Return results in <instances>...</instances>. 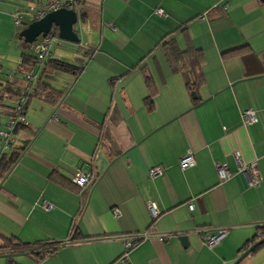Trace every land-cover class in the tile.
<instances>
[{
    "label": "crops",
    "instance_id": "1",
    "mask_svg": "<svg viewBox=\"0 0 264 264\" xmlns=\"http://www.w3.org/2000/svg\"><path fill=\"white\" fill-rule=\"evenodd\" d=\"M47 1L0 0V30L3 18L24 17L19 32L0 34V131L26 88L20 32L35 19L25 12ZM88 1L98 13L75 27L81 43L53 51L81 72L36 67L33 91L54 89L59 100L30 96L27 125L6 150L0 238L29 250L2 253L0 264H233L264 238V0ZM189 152L196 164L182 169ZM237 154L256 165L257 184ZM218 165L233 176L221 182ZM78 170L93 174L79 191ZM242 264H264V246Z\"/></svg>",
    "mask_w": 264,
    "mask_h": 264
},
{
    "label": "built area",
    "instance_id": "2",
    "mask_svg": "<svg viewBox=\"0 0 264 264\" xmlns=\"http://www.w3.org/2000/svg\"><path fill=\"white\" fill-rule=\"evenodd\" d=\"M62 7H67L70 9L77 8L78 0H64V1L54 0L45 3L42 8H37V11L30 10L27 11V13L36 20L37 18L44 16L48 12L56 11ZM15 23L18 27L22 26L24 23L23 16L21 15L16 16ZM59 44H61V42L58 40V35L52 32L46 35L45 37H40L35 43L32 44V50H34L35 53L37 54L41 67L44 64V62L48 58H50L52 47L54 45L56 46ZM37 78H38L37 73H29L25 75V80L27 82L26 88L24 89L22 94L18 97V99L15 101V105L13 107V110L11 111L5 129L0 131V137L2 139V147H3L2 150L0 151V161L2 156L6 154L7 152L6 150L10 149L11 146L13 145L15 141V134L17 127L27 125V122L24 119V112L26 109L25 107L27 105L31 92L34 89V85L37 82ZM243 121L246 124H254L257 121V117L251 110H246L243 112ZM236 158L239 165V171L243 172L247 176L249 183L251 185L257 184L259 179V173L256 165L253 164L249 167H246L240 162L238 154ZM195 164L196 162L195 159L193 158L192 152H189L186 156H184L180 160V165L182 169L195 166ZM217 171L221 182H225L233 176V174L230 172L228 167L225 165H218ZM161 174H162V169L159 167L153 168L150 171V175L152 177H157L160 176ZM73 183L78 188L84 189L93 183V174L91 172L78 170L73 178ZM51 207L52 206L50 204L44 205V208L46 210H50ZM190 209L191 210L193 209L192 205L190 206ZM149 211L154 218L157 217L159 214V211L154 204L150 205ZM225 234L226 232L224 230H220L216 235L205 237L204 238L205 245L209 247L214 246L215 244H217L219 241L222 240ZM166 237L169 236H164L162 238L165 239ZM135 243L136 242L127 244V249H130L132 246L135 245Z\"/></svg>",
    "mask_w": 264,
    "mask_h": 264
},
{
    "label": "trees",
    "instance_id": "3",
    "mask_svg": "<svg viewBox=\"0 0 264 264\" xmlns=\"http://www.w3.org/2000/svg\"><path fill=\"white\" fill-rule=\"evenodd\" d=\"M78 5H79L78 7L80 10V14H81V22H83V23H86L91 15L98 13V5L96 7H93V4H91L88 0H78ZM31 22H33V20L27 22V25L30 24ZM52 33L57 34V31L56 30L52 31ZM24 47L26 49L22 52L23 65L25 66L24 73L25 74L35 73L36 67H38V65L40 66V61L38 60V56L35 53V51L32 50V45L24 43ZM169 51L172 52V49H169ZM50 54H51L50 58H48L43 64L44 66H46L45 68L49 67L50 70L60 72L63 74L78 75L81 72L82 66L73 64V63H71L67 60H64V59H59V58L54 57L53 56V50H51ZM43 65H42V67H43ZM195 71L200 73L198 69H196ZM200 75H201V73H200ZM188 85L190 86V88H193V86H195L196 84L195 83L192 84L191 82H188ZM38 89L39 88L37 87L34 91H32L30 96H34V95L42 96L44 100H46L50 103H54V104H56L58 102L59 97H60L59 96L60 93L58 91H56L54 89L47 88V87H43V89L41 88L42 90H38ZM23 91L24 90H22V92ZM22 92L20 94H18L17 96L19 97L22 94ZM18 97H17V99H18ZM0 98H1V94H0ZM22 127L23 126L17 127L16 132L18 131V129H20ZM12 166L13 165L10 163V161L7 160V153L4 154L2 156L1 162H0V186H1L2 180L9 173ZM77 190L79 191L80 189L77 188ZM263 230H264V228H263ZM1 237L2 238H0V254H2V253H17V252H23V251L29 250V245L22 242L21 240H19L16 236H9L8 237V236L1 235ZM253 241L256 242V240H253ZM62 245H63L62 242H56L53 244H49V249L44 250L39 255L42 258L46 257V256L56 252V250H58L59 247H61ZM37 249L39 250V248H37Z\"/></svg>",
    "mask_w": 264,
    "mask_h": 264
},
{
    "label": "water",
    "instance_id": "4",
    "mask_svg": "<svg viewBox=\"0 0 264 264\" xmlns=\"http://www.w3.org/2000/svg\"><path fill=\"white\" fill-rule=\"evenodd\" d=\"M80 23L81 14L79 7L74 9L62 7L56 11L48 12L44 16L37 18L28 25L25 24V28L20 32V37L23 39L24 43L32 45L40 37H45L52 31L56 30L58 40L60 42H67L70 44L79 45L81 43V37L75 30V27ZM193 96H196V94L194 93ZM101 159V172L103 173L107 166V161H105L103 158ZM179 239L182 241L185 247L189 245L187 235H181ZM263 246L264 238L251 244L248 249L233 262V264H242L247 258L253 255L259 248ZM0 257L5 258L8 256L3 255Z\"/></svg>",
    "mask_w": 264,
    "mask_h": 264
},
{
    "label": "rangeland",
    "instance_id": "5",
    "mask_svg": "<svg viewBox=\"0 0 264 264\" xmlns=\"http://www.w3.org/2000/svg\"><path fill=\"white\" fill-rule=\"evenodd\" d=\"M51 1H54V0H50V1H47V2H45V3H48V2H51ZM61 1H64V0H61ZM45 3H43L39 8H42L43 7V5L45 4ZM37 8V7H36ZM37 11V10H36ZM25 14L28 16V14H27V12H25ZM16 18V17H15ZM31 20H33V19H31ZM2 22V24H3V29L4 30H0V34H3V35H5L7 32L5 31V28L6 27H9V28H11V34H13L15 31H20L21 29H18V26L16 25V23H15V20H14V17L13 18H11V19H8V18H3V21H1ZM23 22H24V17H23ZM1 36V35H0ZM0 42H1V39H0ZM13 46H14V42H12V43H10L9 44V46H8V48L10 49V50H13ZM56 47L57 46H53L52 47V50L54 51V49H56ZM62 49V50H61ZM61 49L60 50H57L58 51V57L60 56V54H61V56H63L64 58H66V57H68V58H70L69 56H65V55H67L66 53H68V51H66L67 49H66V47H61ZM66 49V50H65ZM65 53V54H64ZM7 124V123H6Z\"/></svg>",
    "mask_w": 264,
    "mask_h": 264
}]
</instances>
